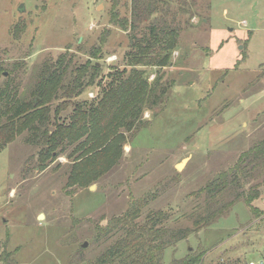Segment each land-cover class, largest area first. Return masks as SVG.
Listing matches in <instances>:
<instances>
[{
    "label": "rangeland",
    "instance_id": "obj_1",
    "mask_svg": "<svg viewBox=\"0 0 264 264\" xmlns=\"http://www.w3.org/2000/svg\"><path fill=\"white\" fill-rule=\"evenodd\" d=\"M130 11L131 0H0L2 85L9 77L18 97L30 99L45 60L73 53L83 63L102 36L103 74L124 68L129 31L111 17ZM172 11L183 30L171 64L139 66L150 81L164 73L171 83L165 104L145 111L152 124L124 146L107 174L86 187L69 186L66 154L39 171L40 147L26 142V132L0 152V264L5 253L15 264L93 262L124 232L101 236L100 228L151 192L156 198L138 223L151 210H165V226L192 227L208 213L207 185L264 138V0H174ZM99 90L87 87L77 100H93ZM239 176L235 194L260 184L257 210L242 197L224 217L166 248L165 263L201 247L200 264H264V172ZM233 196L225 194L224 202Z\"/></svg>",
    "mask_w": 264,
    "mask_h": 264
},
{
    "label": "trees",
    "instance_id": "obj_2",
    "mask_svg": "<svg viewBox=\"0 0 264 264\" xmlns=\"http://www.w3.org/2000/svg\"><path fill=\"white\" fill-rule=\"evenodd\" d=\"M118 1L114 0L116 4ZM173 1L131 0L130 17L112 13L111 24L129 31V47L125 53L126 66L106 75L101 62L104 36L83 63L76 61L73 53L45 60L30 99L18 97L17 90L10 87L9 77L2 85L5 70L0 65V152L26 132V142L40 147L39 171H45L66 154L72 161L69 186L86 187L107 174L122 159L124 146L152 124V120L143 118L145 111L164 106L170 91L171 83L165 80L164 73H156L150 81L147 71L139 66L164 68L171 64L183 30L176 24ZM144 23L146 27L142 30ZM14 33L17 34L16 30ZM72 65H75L72 77L65 82ZM90 86L100 89L95 98L77 100ZM70 108L69 114L63 116ZM259 172H264V138L244 151L229 172H223L207 185L208 213L195 219L192 227L165 226L169 218L165 210H151L140 224L137 220L143 209L157 193L133 199L123 215L100 228L99 235H108L119 228L124 229L123 234L88 264L202 263L205 250L201 247L169 263L164 261V251L224 217L242 197L256 209L252 203L261 196L260 184L242 194H235L234 190L239 175L254 177ZM225 194L234 196L224 202ZM12 255L5 253L7 259L1 260L4 259V264H15Z\"/></svg>",
    "mask_w": 264,
    "mask_h": 264
},
{
    "label": "water",
    "instance_id": "obj_3",
    "mask_svg": "<svg viewBox=\"0 0 264 264\" xmlns=\"http://www.w3.org/2000/svg\"><path fill=\"white\" fill-rule=\"evenodd\" d=\"M182 164H183V163H181V164H178V166H177V167H178V168H179V167H181V165H182ZM40 217H41V216H40ZM83 246H84V247H85V246H87V242H85V243L83 244Z\"/></svg>",
    "mask_w": 264,
    "mask_h": 264
},
{
    "label": "built area",
    "instance_id": "obj_4",
    "mask_svg": "<svg viewBox=\"0 0 264 264\" xmlns=\"http://www.w3.org/2000/svg\"><path fill=\"white\" fill-rule=\"evenodd\" d=\"M93 95V94H92ZM249 264H255L254 262H250Z\"/></svg>",
    "mask_w": 264,
    "mask_h": 264
},
{
    "label": "crops",
    "instance_id": "obj_5",
    "mask_svg": "<svg viewBox=\"0 0 264 264\" xmlns=\"http://www.w3.org/2000/svg\"><path fill=\"white\" fill-rule=\"evenodd\" d=\"M251 262H253V261H251Z\"/></svg>",
    "mask_w": 264,
    "mask_h": 264
}]
</instances>
